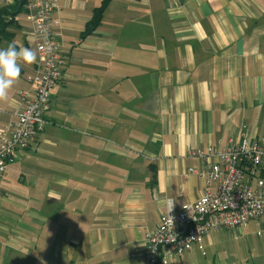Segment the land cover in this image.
Instances as JSON below:
<instances>
[{
  "label": "crops",
  "instance_id": "0c3cea01",
  "mask_svg": "<svg viewBox=\"0 0 264 264\" xmlns=\"http://www.w3.org/2000/svg\"><path fill=\"white\" fill-rule=\"evenodd\" d=\"M104 1L57 0L62 80L43 132L0 178V264H144L160 216L203 193L193 152L223 150L243 125L264 136V0H111L83 38ZM31 30L26 10L0 41L36 52L0 100V131L35 90ZM230 233L240 264H264L261 221L211 232L175 264Z\"/></svg>",
  "mask_w": 264,
  "mask_h": 264
},
{
  "label": "built area",
  "instance_id": "2783aa9c",
  "mask_svg": "<svg viewBox=\"0 0 264 264\" xmlns=\"http://www.w3.org/2000/svg\"><path fill=\"white\" fill-rule=\"evenodd\" d=\"M57 0H32L27 19L30 39L38 52V69L31 80L32 96L21 93L22 108L16 120L0 131V178L15 162L19 149L35 141L47 123L51 95L62 80L63 49L53 30ZM193 155L204 159L200 173L201 197L174 213L172 205L158 227L145 237L144 264H175L194 249L204 251L211 232L237 230L250 222L264 223V136L251 139L241 126L223 150L208 148Z\"/></svg>",
  "mask_w": 264,
  "mask_h": 264
},
{
  "label": "clouds",
  "instance_id": "9594fccd",
  "mask_svg": "<svg viewBox=\"0 0 264 264\" xmlns=\"http://www.w3.org/2000/svg\"><path fill=\"white\" fill-rule=\"evenodd\" d=\"M35 61L36 52L29 48L21 47L17 50L16 45L10 43L7 48L0 49V100L7 98L8 91L19 79L21 62L31 65Z\"/></svg>",
  "mask_w": 264,
  "mask_h": 264
},
{
  "label": "trees",
  "instance_id": "16d2710c",
  "mask_svg": "<svg viewBox=\"0 0 264 264\" xmlns=\"http://www.w3.org/2000/svg\"><path fill=\"white\" fill-rule=\"evenodd\" d=\"M12 4L3 5L0 7V41L8 37V30L15 25L18 15L26 12L28 4L32 0H12ZM111 0H105L101 7L95 10V14L91 22L82 35L86 38L95 33L102 22L103 15L109 6Z\"/></svg>",
  "mask_w": 264,
  "mask_h": 264
},
{
  "label": "rangeland",
  "instance_id": "374dc122",
  "mask_svg": "<svg viewBox=\"0 0 264 264\" xmlns=\"http://www.w3.org/2000/svg\"><path fill=\"white\" fill-rule=\"evenodd\" d=\"M230 234V238L225 239L222 245L216 246L213 249H206L205 252H203V254L206 253V258L197 256L196 259L193 260L194 264H204V259L205 264H240L239 259H242L241 255L243 249L241 246L242 243L241 240L235 241L232 235L233 233ZM214 256L216 257L215 261L213 260Z\"/></svg>",
  "mask_w": 264,
  "mask_h": 264
},
{
  "label": "water",
  "instance_id": "95a60500",
  "mask_svg": "<svg viewBox=\"0 0 264 264\" xmlns=\"http://www.w3.org/2000/svg\"><path fill=\"white\" fill-rule=\"evenodd\" d=\"M6 0H0V4H5Z\"/></svg>",
  "mask_w": 264,
  "mask_h": 264
}]
</instances>
